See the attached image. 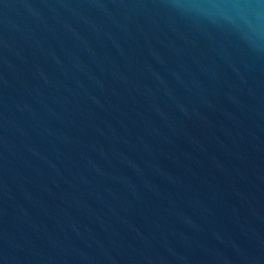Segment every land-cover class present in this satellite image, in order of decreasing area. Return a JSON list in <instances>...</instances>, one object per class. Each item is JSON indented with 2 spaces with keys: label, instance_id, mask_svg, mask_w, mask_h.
I'll return each mask as SVG.
<instances>
[{
  "label": "water",
  "instance_id": "obj_1",
  "mask_svg": "<svg viewBox=\"0 0 264 264\" xmlns=\"http://www.w3.org/2000/svg\"><path fill=\"white\" fill-rule=\"evenodd\" d=\"M0 264H264V0H0Z\"/></svg>",
  "mask_w": 264,
  "mask_h": 264
}]
</instances>
